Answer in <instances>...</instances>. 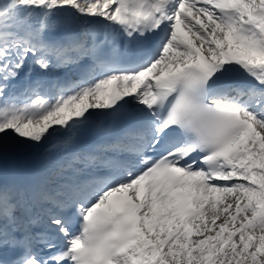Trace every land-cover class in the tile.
Instances as JSON below:
<instances>
[{
    "label": "snow or ice",
    "instance_id": "snow-or-ice-1",
    "mask_svg": "<svg viewBox=\"0 0 264 264\" xmlns=\"http://www.w3.org/2000/svg\"><path fill=\"white\" fill-rule=\"evenodd\" d=\"M0 264H264V0H0Z\"/></svg>",
    "mask_w": 264,
    "mask_h": 264
}]
</instances>
